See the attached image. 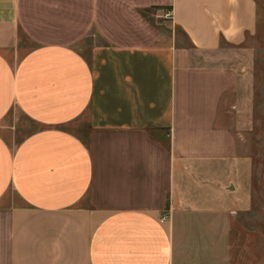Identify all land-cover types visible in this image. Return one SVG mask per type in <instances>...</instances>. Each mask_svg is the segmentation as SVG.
Wrapping results in <instances>:
<instances>
[{"label": "crops", "instance_id": "1", "mask_svg": "<svg viewBox=\"0 0 264 264\" xmlns=\"http://www.w3.org/2000/svg\"><path fill=\"white\" fill-rule=\"evenodd\" d=\"M259 2L0 0V123L39 126L0 133V264H175L182 217L235 210L249 90L213 57Z\"/></svg>", "mask_w": 264, "mask_h": 264}, {"label": "rangeland", "instance_id": "2", "mask_svg": "<svg viewBox=\"0 0 264 264\" xmlns=\"http://www.w3.org/2000/svg\"><path fill=\"white\" fill-rule=\"evenodd\" d=\"M176 32L179 42L186 44L181 32ZM102 42L96 33H90L76 47L88 54L92 46ZM213 61L239 67L249 90V105L239 132L242 159L233 182L240 204L232 213L182 217L186 226L180 229L175 264H264V23L259 37L249 38L241 47L222 45ZM38 127L14 109L1 121L0 133L14 144ZM67 128L87 136L84 116ZM209 221L220 223V227H208ZM202 254L209 259L204 260Z\"/></svg>", "mask_w": 264, "mask_h": 264}, {"label": "trees", "instance_id": "3", "mask_svg": "<svg viewBox=\"0 0 264 264\" xmlns=\"http://www.w3.org/2000/svg\"><path fill=\"white\" fill-rule=\"evenodd\" d=\"M263 7H264V2H259ZM150 10H148V12H149ZM264 19V18H263ZM261 20L260 21V23H259V27H258V35H259V32H260V30H261V28H262V24L264 23V20Z\"/></svg>", "mask_w": 264, "mask_h": 264}, {"label": "built area", "instance_id": "4", "mask_svg": "<svg viewBox=\"0 0 264 264\" xmlns=\"http://www.w3.org/2000/svg\"><path fill=\"white\" fill-rule=\"evenodd\" d=\"M166 16H170V14H166Z\"/></svg>", "mask_w": 264, "mask_h": 264}]
</instances>
